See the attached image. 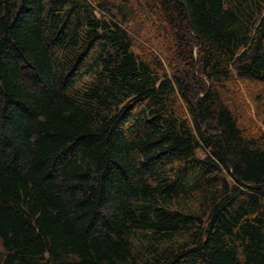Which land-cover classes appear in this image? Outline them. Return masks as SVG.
I'll return each instance as SVG.
<instances>
[{
    "label": "trees",
    "instance_id": "obj_1",
    "mask_svg": "<svg viewBox=\"0 0 264 264\" xmlns=\"http://www.w3.org/2000/svg\"><path fill=\"white\" fill-rule=\"evenodd\" d=\"M264 0H0V264H264Z\"/></svg>",
    "mask_w": 264,
    "mask_h": 264
},
{
    "label": "rangeland",
    "instance_id": "obj_2",
    "mask_svg": "<svg viewBox=\"0 0 264 264\" xmlns=\"http://www.w3.org/2000/svg\"><path fill=\"white\" fill-rule=\"evenodd\" d=\"M225 98L230 102L233 113L238 116L239 126L248 133H254L253 128L261 129L258 122L264 116V82L226 84Z\"/></svg>",
    "mask_w": 264,
    "mask_h": 264
}]
</instances>
